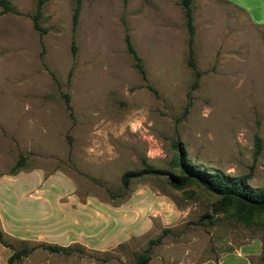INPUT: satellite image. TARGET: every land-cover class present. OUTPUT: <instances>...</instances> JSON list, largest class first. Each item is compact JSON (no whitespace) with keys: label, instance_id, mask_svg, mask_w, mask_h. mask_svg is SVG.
<instances>
[{"label":"rangeland","instance_id":"1","mask_svg":"<svg viewBox=\"0 0 264 264\" xmlns=\"http://www.w3.org/2000/svg\"><path fill=\"white\" fill-rule=\"evenodd\" d=\"M8 1L18 15L0 13V264L38 244L73 250L35 248L14 264H134L158 237L147 264L252 244L264 264V212L242 225L195 182H120L147 168L177 176L178 143L200 170L264 186V0H192L194 87L177 0H80L74 55L75 0H46L41 36L35 0Z\"/></svg>","mask_w":264,"mask_h":264},{"label":"trees","instance_id":"2","mask_svg":"<svg viewBox=\"0 0 264 264\" xmlns=\"http://www.w3.org/2000/svg\"><path fill=\"white\" fill-rule=\"evenodd\" d=\"M46 0H35L34 12L30 16V20L32 23V28L38 32L39 36L44 34V29L40 27V16L41 9ZM179 7L181 8L184 26L187 33L186 40V65L193 72L194 81L193 87L197 85V79L199 78V73L195 69L194 61H193V34L194 28L192 24V0H177ZM80 10V0H75L74 6L71 12V41H70V52L72 55L75 54L76 47L73 40V33L77 26L78 16ZM0 13L1 14H12L18 15V12L14 9V7L10 4L8 0H0ZM124 44L125 49L128 54L131 55L134 60V68L140 74V76L144 79V71L141 67L140 59L135 54L133 48L130 45L129 38L127 35L124 36ZM65 106L67 110H70V107L67 104V100L65 101ZM174 150L177 151L176 157L173 159L171 165L173 168L178 170V175L173 176L170 173L164 171H155L152 169H145L139 172H125L120 177V182L122 186H126L131 178H139L144 175H167L172 181L170 185L173 188H183L190 182H195L199 184L208 192L216 195L219 198V205L221 209H233V218L236 222L242 225H249L256 214L264 212V186L258 190L250 189L246 180L247 176H239L235 178H227L218 173H207L199 168L191 165L186 158V155L181 148V146L177 143L174 145ZM261 151V142L258 137L254 138V158ZM21 161L18 162L20 165ZM16 164L12 168V172H15L19 167ZM160 242V237L155 240H151L148 242L147 247L134 258V264H147L150 257V248L152 245L158 244ZM0 244L5 245L2 237V233L0 232ZM35 248H41L52 254H69L73 248L69 247H59L56 245H42L38 244L36 246L27 248L23 247L20 250L13 251L10 257L7 259V264H14L19 262L21 258L32 252ZM264 255V248L261 251V257Z\"/></svg>","mask_w":264,"mask_h":264},{"label":"crops","instance_id":"3","mask_svg":"<svg viewBox=\"0 0 264 264\" xmlns=\"http://www.w3.org/2000/svg\"><path fill=\"white\" fill-rule=\"evenodd\" d=\"M246 10L250 13L252 23L258 25V18H254L255 16L251 14L249 8L246 7ZM259 251L260 247L257 244L244 245L240 246L238 250L234 249L231 254L221 256L214 260L209 259L201 264H255L254 258L258 256Z\"/></svg>","mask_w":264,"mask_h":264}]
</instances>
